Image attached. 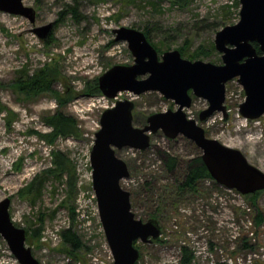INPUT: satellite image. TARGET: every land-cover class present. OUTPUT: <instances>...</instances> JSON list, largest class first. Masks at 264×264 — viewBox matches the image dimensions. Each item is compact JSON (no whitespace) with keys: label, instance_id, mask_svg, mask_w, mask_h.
<instances>
[{"label":"rangeland","instance_id":"rangeland-1","mask_svg":"<svg viewBox=\"0 0 264 264\" xmlns=\"http://www.w3.org/2000/svg\"><path fill=\"white\" fill-rule=\"evenodd\" d=\"M237 1L176 0L174 5L175 0H24L25 6L36 10L35 25L0 11V100L11 112L7 117L0 114V202L11 200L10 215L16 226L42 228L38 240H26L27 247L35 246L32 253L36 258L43 257L39 253L44 244L43 232L56 226L64 231V223L81 237L84 248L73 258L61 251V243L59 256L49 259L47 264H92V251L109 255L101 252L106 239L99 216L94 214L92 182L83 177L91 168L81 165L88 164L103 112L117 101L130 100L135 104L134 126L142 128L149 116L177 109L172 100L157 92L140 96L126 92L117 100L86 93L87 86L98 82L112 67L134 64L128 43L116 42L113 31L122 27L149 29V42L161 48L160 58L175 50L191 55L214 43L218 31L240 21L241 7L236 8ZM74 4H78V20L67 13ZM49 24L53 27L47 39L32 33L35 26ZM214 24L219 27L214 29ZM187 55L182 57L190 60ZM198 60L221 65L222 55L215 52L210 59L190 61ZM44 66H55L59 71L54 90L64 97L73 95L66 106L59 107L58 99L49 93L25 98L13 89L20 74L31 75ZM190 94L192 106L186 113L197 120L206 136L241 151L250 164L264 172V117L250 121L240 115L239 107L246 96L237 80L227 84V118L216 113L201 122L199 115L208 109L209 103ZM58 110L78 121L81 138L58 139L50 144L41 137L51 131L42 118ZM187 141L190 142L182 136L168 140L160 132L151 136V146L145 152L117 151L129 167L130 178L121 185L131 192L132 211L144 222L155 213L162 230L161 238L152 244L135 242L140 252L138 264H183L182 247L193 255L190 264H264V222L257 221L258 214L264 219V192L257 198V208L247 196L207 180L200 183L198 193L177 196L166 203L167 207L160 204V194L172 180L158 150L179 157L185 164L197 154ZM57 150L67 156L78 176L75 200L68 205L65 181L48 174L43 176L44 170L52 167L51 154ZM36 175L40 178L35 186L43 180L40 191L21 197L19 191L27 188ZM68 206L75 207L74 218ZM0 245L5 248L8 244L1 238Z\"/></svg>","mask_w":264,"mask_h":264},{"label":"water","instance_id":"water-1","mask_svg":"<svg viewBox=\"0 0 264 264\" xmlns=\"http://www.w3.org/2000/svg\"><path fill=\"white\" fill-rule=\"evenodd\" d=\"M23 1L0 0V11L23 17L35 25L36 10L25 6ZM240 7V21L224 27L215 36L214 46L222 55L221 65L187 60L178 50L166 52L160 58L142 31L126 27L113 31L116 42L128 43L134 64L114 66L99 78L103 96L117 100L126 92L136 96L157 92L177 105L175 111L149 116L142 128L134 126L135 104L130 100L117 101L101 116V128L95 134L90 155L92 188L114 264H136L140 252L135 242L152 244L162 236L157 220L144 222L132 211L131 192L121 185L130 178V171L117 151H147L151 136L160 132L168 140L182 136L200 150L203 163L218 185L243 196L264 191V172L250 164L241 151L208 138L197 120L186 113L192 106L191 92L195 98L209 103L208 109L199 115L201 122L216 113L227 118V84L237 80L246 96L239 107L240 115L250 121L264 117V0H240ZM52 27V24L35 26L32 33L45 40ZM10 206L8 198L0 202V239L7 242L20 264H40L26 247V231L13 224Z\"/></svg>","mask_w":264,"mask_h":264},{"label":"trees","instance_id":"trees-1","mask_svg":"<svg viewBox=\"0 0 264 264\" xmlns=\"http://www.w3.org/2000/svg\"><path fill=\"white\" fill-rule=\"evenodd\" d=\"M76 1V0H75ZM176 4V0L173 3ZM236 8H240V1L238 0L235 4ZM67 13L72 14L75 20H78V4H74V6H70L67 9ZM61 21V20H60ZM214 29H217L218 24H214L212 26ZM150 40V31L143 30L142 31ZM51 41V40H50ZM47 41V44L50 42ZM158 53H161V48L154 46ZM257 47V46H256ZM182 56L187 55L183 50H180ZM216 52L214 43H210L208 48L200 47L193 54L187 55V58L190 60H196L204 57L205 59L212 58V55ZM60 77L59 71L57 67L53 66H44L43 68L35 71L33 74L29 75L27 72H23L20 74L17 79L12 84L13 89L25 98H36L44 93H49L55 96L58 99L59 107L66 106L67 102L73 98V95L69 94L64 97L62 94L54 90V85L56 80ZM1 88V84H0ZM87 94L91 93V95H102V92L99 88L98 82L93 85L87 86ZM93 93V94H92ZM0 114H3L5 117L9 116L11 112L2 105L0 100ZM8 122H11V119H7ZM42 122L45 126L49 127L51 131L47 134L42 135L41 137L52 144L55 143L58 139H67V138H75L79 139L82 136L81 129L79 128L78 121L70 115L58 110L54 113H50L45 115L42 118ZM188 142V141H187ZM191 147L196 151V155L188 160L185 164L182 163L179 157L171 155L170 153L164 152L163 150H158V155L160 159L163 161L165 170L167 175H169L172 183L164 187L163 194H160V204L162 206L166 203H170L171 199L176 198L177 196L183 198L186 194H196L198 193V186L201 182L211 181V176L208 172L207 167L203 163L201 158L200 150L191 142H188ZM51 165L52 167L44 170L43 176L48 174L53 176L55 179L64 180L67 190V200L65 202L66 205L71 203L72 200H75L76 192H77V183L78 176L75 168H73L70 164L67 156L61 151H53L51 154ZM40 178V175H36L33 179L32 183L19 191V195L23 198L28 197L33 193H37L40 191L41 185H43V180L39 182V186H35L37 184V180ZM262 192H258L254 195L247 196L249 200L252 201L254 207L258 208L257 198ZM171 205V204H170ZM71 217L74 218L75 215V207L68 206ZM158 212V210L156 211ZM159 220L156 217V214L150 216V219ZM40 221H44L43 218L40 217ZM257 221L262 224L264 222L262 214H258ZM159 222V221H158ZM259 224V225H260ZM27 242L29 240L34 241L38 240L42 231L41 227L36 229H25ZM62 252L67 253L73 258L78 257V253L83 250L84 245L81 237L72 229L68 228L62 232ZM248 248V246H247ZM60 252V248H58ZM183 251V264H190L193 260L192 253L188 252L186 247H182ZM140 260V259H139ZM138 264V263H137ZM217 264H227L217 263Z\"/></svg>","mask_w":264,"mask_h":264},{"label":"built area","instance_id":"built-area-1","mask_svg":"<svg viewBox=\"0 0 264 264\" xmlns=\"http://www.w3.org/2000/svg\"><path fill=\"white\" fill-rule=\"evenodd\" d=\"M99 129H100V123H97V130ZM86 162H88V164H83V162L81 163L82 167L88 165L91 168L90 155L88 156V160ZM83 177H87L88 180L92 182V168L90 170V173L88 175H83ZM228 191L232 192L231 190ZM236 194L241 196V194H239L238 192H236ZM92 200L95 203L94 214L97 216L98 208H97V202L94 191L92 192ZM64 224L67 229L70 228V226H68V223H64ZM56 227L52 229H48L43 232L42 241L44 244L42 245L41 250L39 251L40 255H42L43 257H41L42 259L37 258L40 264L50 263L51 261H49V259L51 260V258L59 256L58 247L61 245L63 241L62 240L63 231L61 230L63 229V227L61 226H56ZM105 241H106L105 247L101 248V252H106V253L108 252L109 255L108 256L101 254L98 255L99 251H92L91 254L89 255L92 264H114V258L111 253L110 247L107 243V240ZM29 248L32 250V252L33 251L35 252V246H30ZM0 264H19L18 260L15 258L8 245L5 248H2L0 245ZM57 264H64V262Z\"/></svg>","mask_w":264,"mask_h":264}]
</instances>
